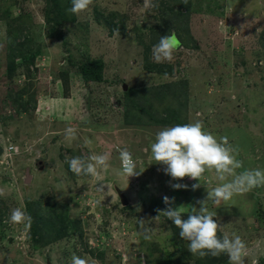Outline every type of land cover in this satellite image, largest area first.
I'll return each instance as SVG.
<instances>
[{
	"label": "rangeland",
	"instance_id": "1",
	"mask_svg": "<svg viewBox=\"0 0 264 264\" xmlns=\"http://www.w3.org/2000/svg\"><path fill=\"white\" fill-rule=\"evenodd\" d=\"M152 3L93 0L73 14L71 0H0V264H71L73 254L89 264H229L226 254H191L173 222L155 218L168 196L186 219L219 183L215 174L193 190L200 182L173 180L150 146L174 126L165 118L201 121L237 148L243 169L264 170V0ZM172 33L181 47L171 62L156 63L153 46ZM95 62L101 79L85 80L81 68ZM67 127L76 140L65 139ZM120 149L140 175L120 174ZM95 150L110 153L102 181L71 173L66 156ZM101 183L111 190L101 192ZM17 207L30 222H9ZM209 209L218 235L247 245L244 264H264V187Z\"/></svg>",
	"mask_w": 264,
	"mask_h": 264
},
{
	"label": "clouds",
	"instance_id": "2",
	"mask_svg": "<svg viewBox=\"0 0 264 264\" xmlns=\"http://www.w3.org/2000/svg\"><path fill=\"white\" fill-rule=\"evenodd\" d=\"M92 2L93 0H71V7L68 11L79 14L85 11ZM183 3L187 5L188 0H183ZM144 5L146 8L155 6L152 0H144ZM180 47L181 42L175 33L161 36L159 42L152 48V59L156 63L171 62L174 52ZM123 85L126 88V85ZM76 133V128L67 127L65 139L76 140ZM92 144V140L84 139L85 147H91ZM8 148L11 152L15 151L14 147L8 146ZM150 152L154 163L164 165V173L173 180H183L188 177L200 182L205 173L213 172L219 181L211 190L207 189V197L204 200L197 201L199 208L191 206L186 219L182 215V206L172 207L175 200L168 196L163 197V202L168 207L163 211L158 209L159 215L155 218L163 214L172 221L179 229L180 238L189 242L188 251L191 254L201 258L209 254L212 256L226 254L229 264H244L245 257L248 255L247 245L239 235H233L231 238L227 233L222 237L218 235L221 226L214 219L216 212L209 209V202L219 205L221 202L230 201L235 195L264 187V170L243 169V161L237 158L239 155L237 148L229 143L226 136L217 138L205 130L201 121L176 124L159 130L150 146ZM65 160L74 175L102 181L101 171H107L109 168L110 153L95 150L83 157L66 156ZM119 160L120 174L126 176L127 179L142 173L137 170L136 161L127 149L119 150ZM240 169L243 170L238 171ZM105 186H107V192L104 191ZM200 186L201 182L195 183L192 189L196 190ZM170 187L187 189L188 185L175 183L170 184ZM99 190L108 193L111 185L101 183ZM0 195L3 193L0 192ZM30 220L31 217L23 209L19 207L11 209L9 222L20 224L30 222ZM139 221L140 226L144 228V239L151 240L150 228L144 227L146 224L144 220ZM71 264H89V261L73 254Z\"/></svg>",
	"mask_w": 264,
	"mask_h": 264
},
{
	"label": "trees",
	"instance_id": "3",
	"mask_svg": "<svg viewBox=\"0 0 264 264\" xmlns=\"http://www.w3.org/2000/svg\"><path fill=\"white\" fill-rule=\"evenodd\" d=\"M56 5H57V2L55 1L54 3V7L56 8ZM59 12V11H58ZM59 14V17L60 19L63 18V15H61V13H58ZM91 64H94L95 68L94 69H91L90 67L87 66V68L85 66H83L81 68V76L85 79V80H100V66H101V63L100 62H95V63H91ZM11 71V67L8 68L6 70V73H10ZM99 75V76H98ZM91 76H93L92 78H90ZM130 89V88H129ZM125 96H128L129 94V90L125 91ZM174 121V125L176 124H179L180 122L178 120H176L175 117H168V118H165L163 119L161 122L164 124V125H168L170 122ZM161 123V124H162Z\"/></svg>",
	"mask_w": 264,
	"mask_h": 264
},
{
	"label": "water",
	"instance_id": "4",
	"mask_svg": "<svg viewBox=\"0 0 264 264\" xmlns=\"http://www.w3.org/2000/svg\"><path fill=\"white\" fill-rule=\"evenodd\" d=\"M125 89H126L125 86L122 85V90L124 91ZM115 193L117 195L119 204L121 206H126L128 204V201H127L126 197L124 196V194L117 188H115Z\"/></svg>",
	"mask_w": 264,
	"mask_h": 264
}]
</instances>
